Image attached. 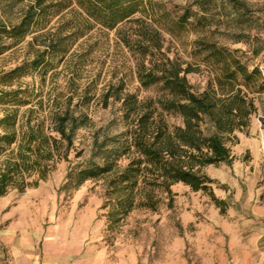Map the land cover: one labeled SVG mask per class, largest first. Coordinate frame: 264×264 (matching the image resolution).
<instances>
[{"label": "rangeland", "instance_id": "374dc122", "mask_svg": "<svg viewBox=\"0 0 264 264\" xmlns=\"http://www.w3.org/2000/svg\"><path fill=\"white\" fill-rule=\"evenodd\" d=\"M240 1L246 2L251 15L259 20L251 23L256 28L264 21V0ZM155 2L161 4L157 12L165 15L156 24L162 34L161 52L183 67H199L187 75L195 92L201 93L213 78V71L196 51L197 40L215 43L237 54L247 65L264 69V33L258 35L259 41H236L235 34L227 35L239 29L234 15L229 16L232 10L227 2L211 3V8L221 7L211 27L200 25L194 17L181 27L177 25V18L191 0ZM23 6L0 0V24L17 23ZM254 33L251 31V36ZM30 40L28 36L0 55V120L16 110L18 133L17 143L0 152V172L6 162L17 161L15 151L27 125L36 130L40 124L44 136L59 139L51 117L68 105L75 116L86 115L89 123L77 130L69 150L65 143L60 144L52 160L43 161L40 170L30 168L23 182L15 175L0 196V251L4 253L0 260L10 258L4 236L12 230L14 234L7 242L20 246L24 241L40 258H62L70 264H264V94L255 101L257 111L248 128L236 132V142L228 143L231 166L221 164L204 170L213 181L214 196L226 202L224 214L209 196L176 184L171 188V207L166 196L159 193L161 201L155 211L137 208L118 226L109 228L108 208H103L104 184L88 181L74 189L66 186L67 173L83 166L93 139H100L112 120L121 119L120 102L109 99L107 107L103 106L106 91L114 93L121 86L123 93L145 100L155 97L159 90L139 85L133 53L114 31L96 27L77 42L64 61L53 62L54 67L45 70L23 66L34 56ZM11 42L0 35V50ZM22 66L21 71L10 73ZM119 130L113 126L110 132ZM3 132L0 128V135ZM34 159L32 155L30 160Z\"/></svg>", "mask_w": 264, "mask_h": 264}, {"label": "trees", "instance_id": "16d2710c", "mask_svg": "<svg viewBox=\"0 0 264 264\" xmlns=\"http://www.w3.org/2000/svg\"><path fill=\"white\" fill-rule=\"evenodd\" d=\"M9 1L24 6L17 23L0 24V35L12 41L2 46L0 55L31 36L28 45L35 49L34 56L23 66L45 70L54 67L53 62L64 61L77 42L98 27L114 31L133 53L139 85L159 90L155 97L145 100L123 93L121 86L114 93L108 90L103 94L104 107L109 99L120 102L121 119L112 120L101 138L93 139L89 158L83 166L68 171L66 186L78 189L88 181H101L109 228L118 226L137 208L155 211L161 201L159 193L166 196L171 207V188L176 184L209 196L220 213H225L226 202L214 196L213 181L204 170L221 164L231 166L233 156L228 143L236 142L235 133L248 128L257 111L255 101L264 94V76L258 66L247 65L237 54L218 48L215 43L197 40L201 62L213 71L207 87L197 93L187 75L196 73L199 67H183L161 52L162 34L156 24L165 15L157 12L161 4L155 0ZM218 1L227 2L232 10L229 16L234 15V24L239 28L237 33L230 31L227 35L235 34L236 41L260 40L264 21L253 28L251 23L259 20L251 15L250 6L240 0H191L177 18V25L181 27L194 17L200 25L211 27L214 16L221 14V7L210 5ZM23 66L10 73L21 71ZM16 115L14 110L0 120L4 131L0 135V152L17 143ZM51 123L59 139L44 136L40 124L36 130L27 125V131L22 132L15 151L17 161L6 162L0 172V196L6 193L15 175L23 182L30 168L40 170L43 161L52 160L60 144L65 143L69 150L77 130L86 127L89 118L84 114L75 116L68 105L54 112ZM113 126L120 130L111 133ZM32 155L35 159L31 161Z\"/></svg>", "mask_w": 264, "mask_h": 264}, {"label": "crops", "instance_id": "0c3cea01", "mask_svg": "<svg viewBox=\"0 0 264 264\" xmlns=\"http://www.w3.org/2000/svg\"><path fill=\"white\" fill-rule=\"evenodd\" d=\"M13 234L12 230H10L8 235L4 236L6 240L4 245L6 249H8L6 253L10 255V258L0 260V264H70L67 260L62 258H50L46 255L40 258L36 253L32 252V245L26 244L24 241L19 243L20 246L7 242V238ZM0 254L4 257L3 252L0 251Z\"/></svg>", "mask_w": 264, "mask_h": 264}, {"label": "built area", "instance_id": "2783aa9c", "mask_svg": "<svg viewBox=\"0 0 264 264\" xmlns=\"http://www.w3.org/2000/svg\"><path fill=\"white\" fill-rule=\"evenodd\" d=\"M262 76H264V69H260Z\"/></svg>", "mask_w": 264, "mask_h": 264}]
</instances>
